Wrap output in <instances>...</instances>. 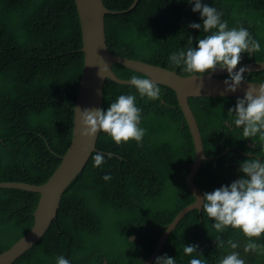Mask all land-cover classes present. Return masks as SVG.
<instances>
[{
    "label": "trees",
    "instance_id": "16d2710c",
    "mask_svg": "<svg viewBox=\"0 0 264 264\" xmlns=\"http://www.w3.org/2000/svg\"><path fill=\"white\" fill-rule=\"evenodd\" d=\"M103 1L113 11H124L135 2ZM204 2L221 13L228 27L243 26L259 41L260 49L242 53L240 64L264 61V0ZM191 8L186 0H140L135 10L107 15L110 52L187 75L168 57L186 47L189 36L196 46L197 39L207 35L188 27L190 22L201 23ZM82 49L76 0H0V182L42 185L61 163L73 139L85 65ZM113 70L124 81L132 75L146 76L122 65ZM245 76L246 81L264 83V70ZM158 86V100L136 94L140 126L145 129L142 142L117 145L100 132L95 153L105 154L104 163L93 167L89 159L64 193L48 232L15 264H55L59 255L71 264H143L152 257L165 231L195 202L188 182L196 158L194 139L177 93ZM135 92L108 80L103 109L118 95ZM236 99H190L211 158L203 161L196 177L202 193L238 179L240 161L264 157V141L245 139L239 129L225 125ZM105 174L111 175L109 181L102 179ZM39 198L25 190L0 189V254L32 228ZM242 236L230 227L216 232L211 218L195 210L171 234L159 256L188 264L182 248L193 244L205 264H218L232 251L240 252L245 264H264V235L252 238L258 248L248 253ZM217 240L223 245L216 246ZM230 242L237 243V249Z\"/></svg>",
    "mask_w": 264,
    "mask_h": 264
},
{
    "label": "clouds",
    "instance_id": "9594fccd",
    "mask_svg": "<svg viewBox=\"0 0 264 264\" xmlns=\"http://www.w3.org/2000/svg\"><path fill=\"white\" fill-rule=\"evenodd\" d=\"M192 6L191 10L198 13L201 23L190 22L188 27L207 33L198 38L193 46L189 36V44L170 53L168 60L173 66L180 67L181 71L190 78L202 79L206 74L215 72L217 68L227 71L224 80L226 92H236L237 88L246 82V68L237 65L241 62V54L254 53L260 49L259 41L255 40L248 29L228 27L227 22L221 19V13L204 0H186ZM108 72L105 64L100 73ZM128 83L133 87L135 94H120L106 109L84 108L80 111L82 138L91 139L97 133H105L115 144L135 141L142 142L145 129L140 126L141 109L136 105V94L148 100H158L161 97L160 87L152 82L149 76L132 75ZM252 85V84H251ZM75 107V113L77 114ZM225 125L240 130L241 135L247 138L256 137L264 141V83L257 87L250 86L243 98L237 97L235 106L228 109ZM108 158L111 154H107ZM250 155V154H249ZM93 167L101 166L105 161V154L97 152L92 157ZM239 178L228 184L202 193V206L198 208L212 220V228L219 233L227 228L239 230L247 241L244 251L256 250L258 244L253 237L264 235V157H252L239 162ZM104 181L111 179L110 174L103 175ZM196 197L194 205L200 203ZM193 205V206H194ZM223 241L217 240L216 246H222ZM232 249H237L235 242H230ZM198 245L184 244L182 252L189 256L188 264H205L203 256L197 251ZM199 255H192L193 253ZM55 264H71L63 255L55 258ZM154 264H177L176 258L167 254L158 256ZM218 264H245L240 252L232 251L218 260Z\"/></svg>",
    "mask_w": 264,
    "mask_h": 264
},
{
    "label": "water",
    "instance_id": "95a60500",
    "mask_svg": "<svg viewBox=\"0 0 264 264\" xmlns=\"http://www.w3.org/2000/svg\"><path fill=\"white\" fill-rule=\"evenodd\" d=\"M140 0H135L133 5L124 11H113L105 6L103 0H76L81 27L83 32V53L85 65L76 102L77 114L74 119L73 139L66 153L62 156L61 163L48 181L42 185H32L23 182H0V189H20L39 194V202L34 213L32 228L8 250L0 254V264H15L19 259L35 247L48 232L52 223L57 219L62 198L69 185L82 173L92 154L98 150L100 133L91 139L82 138L80 111L84 108L103 109L104 88L106 82L112 81L122 86H130L128 81L121 80L113 70L115 65H122L151 77L152 82L173 89L178 96L180 106L190 127L196 158L188 177L191 192L200 197V203H194L185 208L175 221L159 239L158 247L143 264H154L155 259L163 252L171 234L178 228L182 220L193 211L202 206V192L196 183L202 163L211 159L204 150L203 134L198 119L190 104L191 98H243L248 87L258 88L261 83L246 81L236 92L225 91L226 70L217 68L215 72L206 74L202 79L190 78L176 70L149 64L140 60L121 57L110 52L107 45L106 16L125 14L135 10ZM108 66V72L100 73V68ZM245 67L248 71L264 70V61H252L237 65V70ZM252 84V85H251ZM194 205V206H193ZM134 239H137L134 237Z\"/></svg>",
    "mask_w": 264,
    "mask_h": 264
},
{
    "label": "rangeland",
    "instance_id": "374dc122",
    "mask_svg": "<svg viewBox=\"0 0 264 264\" xmlns=\"http://www.w3.org/2000/svg\"><path fill=\"white\" fill-rule=\"evenodd\" d=\"M240 238H241L240 240H241L242 242H245V243H246V241H247L246 239H248V238L245 237L244 235H243L242 237H240ZM250 251H253V250H249L248 252H250ZM248 252H246V253H248ZM244 254H245V253H244Z\"/></svg>",
    "mask_w": 264,
    "mask_h": 264
}]
</instances>
